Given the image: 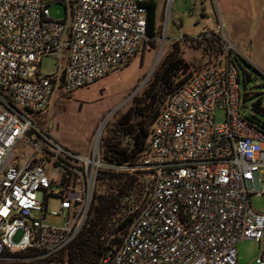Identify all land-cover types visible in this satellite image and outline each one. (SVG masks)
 I'll list each match as a JSON object with an SVG mask.
<instances>
[{"label":"built area","instance_id":"1","mask_svg":"<svg viewBox=\"0 0 264 264\" xmlns=\"http://www.w3.org/2000/svg\"><path fill=\"white\" fill-rule=\"evenodd\" d=\"M153 1L68 0L69 21L55 22L42 0H0V264L30 251L24 262L56 260L89 221L99 173L127 174V165L103 160L98 139L81 157L31 117L56 91L87 88L130 63L147 41ZM222 47L225 61L162 107L128 172L144 174L148 202L101 264H238L239 243L263 245L264 215L250 198L264 196V136L240 114L237 70L230 45ZM58 52L66 55L60 75L41 76L42 60ZM50 196L60 199V228L43 225ZM253 263L264 264V250Z\"/></svg>","mask_w":264,"mask_h":264},{"label":"rangeland","instance_id":"2","mask_svg":"<svg viewBox=\"0 0 264 264\" xmlns=\"http://www.w3.org/2000/svg\"><path fill=\"white\" fill-rule=\"evenodd\" d=\"M42 1L50 5L49 18L52 21H69L68 0ZM159 12L161 38L155 48L142 44L130 63L87 88L69 94L56 91L46 110L31 117L51 141L71 153L86 157L98 139L102 151L106 132L114 128L127 111L146 100L155 73L169 53H177L189 66L190 78L225 61L223 47L212 39V35L230 45L229 61L235 66L239 78L240 114L247 119L254 115L258 125L264 123V111L255 113L251 110L252 104L258 100L264 108V0H158ZM65 64L66 55L58 52L45 57L39 71L41 76H59ZM244 73L250 75V80ZM245 95L248 98L244 101ZM222 120V113H217L216 122ZM129 169L127 166V173ZM135 176L143 184L144 174ZM100 192L98 188L97 194ZM144 192L145 202L136 207V214L149 199L145 184ZM250 204L255 213L264 215V196L250 198ZM46 211L43 225L60 228L63 224L60 199L50 196ZM118 232L115 230L116 234ZM20 238L21 235L17 234L13 242L17 243ZM236 248L238 264H254L253 259L261 249L264 250V243L243 241Z\"/></svg>","mask_w":264,"mask_h":264},{"label":"trees","instance_id":"3","mask_svg":"<svg viewBox=\"0 0 264 264\" xmlns=\"http://www.w3.org/2000/svg\"><path fill=\"white\" fill-rule=\"evenodd\" d=\"M146 9L147 41L145 43L155 48L157 41L161 38L158 0L149 3ZM212 36V39L220 42L222 48V40L215 35ZM188 71L189 66L179 58L177 53H169L162 60L155 73L153 84L145 95L146 100L121 116L115 127L107 131L103 137L102 155L107 164L129 167L137 165L139 158L148 147L150 127L156 122L168 97L190 78ZM246 77L250 80L249 74H246ZM247 98L248 95H245L244 101ZM260 103L258 100L252 104V112L264 111ZM253 116L246 120L264 136V123L258 125ZM135 175L114 171L99 173L98 188L101 192L96 194L88 225L73 245L62 252L56 260L24 262L25 259L37 253L30 251L13 256L19 261L9 264H101L107 250L118 248L122 244L124 231L130 227L137 215L136 207L142 206L145 202V177L141 184ZM117 229L118 234L115 233ZM107 231L109 232L105 235Z\"/></svg>","mask_w":264,"mask_h":264},{"label":"water","instance_id":"4","mask_svg":"<svg viewBox=\"0 0 264 264\" xmlns=\"http://www.w3.org/2000/svg\"><path fill=\"white\" fill-rule=\"evenodd\" d=\"M28 136H30V134H28Z\"/></svg>","mask_w":264,"mask_h":264}]
</instances>
